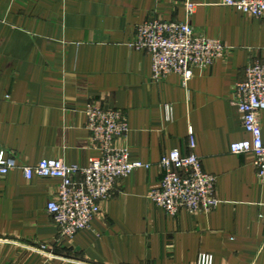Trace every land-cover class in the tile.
I'll return each instance as SVG.
<instances>
[{
  "label": "crops",
  "instance_id": "crops-1",
  "mask_svg": "<svg viewBox=\"0 0 264 264\" xmlns=\"http://www.w3.org/2000/svg\"><path fill=\"white\" fill-rule=\"evenodd\" d=\"M153 18L186 22L226 50L186 85L174 73L155 81L150 56L131 44L134 27ZM263 61L264 17L222 0H0V150L18 166L0 178V264H196L203 252L213 264H264V177L251 153L229 149L250 138L235 83ZM88 103L124 113L129 130L113 144L150 167L118 179L69 241L46 210L59 180H28L21 167L97 156ZM258 119L264 141V110ZM172 149L215 176L219 202L208 212L172 216L147 198Z\"/></svg>",
  "mask_w": 264,
  "mask_h": 264
},
{
  "label": "built area",
  "instance_id": "built-area-1",
  "mask_svg": "<svg viewBox=\"0 0 264 264\" xmlns=\"http://www.w3.org/2000/svg\"><path fill=\"white\" fill-rule=\"evenodd\" d=\"M222 2L250 17H264V0ZM188 10L191 12V5ZM131 44L150 56L153 80L174 73L180 75L183 85L192 79L196 70L207 69L226 50L221 41L196 34L186 22L158 18L137 24ZM233 102L250 138L230 143L229 149L235 154L251 153L256 174L264 177V141L258 119V114L264 110V61L251 62L245 67L244 79L235 83ZM84 114L97 156L90 157L85 166L49 158L21 167L28 180L34 176L59 180L55 198L47 202L46 210L60 236L69 241L79 231L90 228L100 211V202L110 195L118 179L136 169L150 167L148 163L130 160L124 148L114 146L115 139L125 137L129 130L122 111L88 103ZM190 134L189 146L194 148L191 130ZM157 166L161 171L160 180L146 196L168 215H176L182 209L189 213L208 212L218 204L215 176L203 171L196 154H182L172 149L160 157ZM15 168H18L16 162L0 150V178ZM196 264H213V257L199 253Z\"/></svg>",
  "mask_w": 264,
  "mask_h": 264
}]
</instances>
